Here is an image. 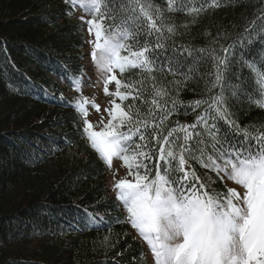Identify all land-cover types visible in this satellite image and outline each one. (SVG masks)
I'll list each match as a JSON object with an SVG mask.
<instances>
[{"label": "snow or ice", "instance_id": "1", "mask_svg": "<svg viewBox=\"0 0 264 264\" xmlns=\"http://www.w3.org/2000/svg\"><path fill=\"white\" fill-rule=\"evenodd\" d=\"M64 2L91 16L80 18L94 36L88 41L90 56L105 96L113 97L99 131L87 119L86 97L73 98L71 106L84 118L83 134L97 158L110 170L119 159L132 177L113 184L127 213L116 222H127L146 242L153 264H264V123L241 127L231 103L246 97L264 109V71L243 53L235 61L254 74L260 98L233 71L237 47L258 38L264 43V0H258L262 6L255 19L227 47L221 43L230 38L225 31L211 37L212 47L201 48L178 44L176 37L185 34L178 29H189L201 15L240 0H166V7L153 0ZM174 13L191 20L177 25L167 15ZM260 55L264 61V50ZM117 71L132 77L119 79ZM231 75L240 83L228 82ZM193 80L203 83L204 96L185 104L179 95ZM112 83L114 92L109 91ZM70 86L82 93L83 77H72ZM128 100L132 103L125 105ZM202 106L191 124L169 123L181 109L187 115L189 108L195 112ZM91 107L101 111L94 102ZM223 181L237 187L217 189ZM104 244L110 246V235Z\"/></svg>", "mask_w": 264, "mask_h": 264}, {"label": "trees", "instance_id": "2", "mask_svg": "<svg viewBox=\"0 0 264 264\" xmlns=\"http://www.w3.org/2000/svg\"><path fill=\"white\" fill-rule=\"evenodd\" d=\"M153 2L166 7V0ZM261 6L258 0H240L235 6L205 13L189 29L179 28L185 34L176 42L212 47L211 37L226 31L230 38L221 43L227 47ZM84 15L64 0H0V264L144 262L140 259L144 241L127 222H116L126 215L108 194L107 167L90 148L81 116L71 106L75 90L70 80L85 72L82 53L87 48V31L80 19ZM167 15L177 25L191 20L183 13ZM261 50L264 43L258 38L246 48L237 47L233 58V71L246 79L248 91L256 98L260 97L254 74L235 61L243 53L264 71ZM117 77L129 79L132 73ZM228 82L239 84L240 80L231 75ZM203 96V83L193 80L183 87L179 100L188 104ZM231 103L241 127L264 123V109L246 97ZM203 107L195 112L189 108L187 115L181 109L169 123L191 124ZM97 126L103 128V124ZM220 127L225 129L223 122ZM194 167L204 175V169ZM226 185L223 181L216 187L226 190ZM109 235L106 247L104 238Z\"/></svg>", "mask_w": 264, "mask_h": 264}, {"label": "rangeland", "instance_id": "3", "mask_svg": "<svg viewBox=\"0 0 264 264\" xmlns=\"http://www.w3.org/2000/svg\"><path fill=\"white\" fill-rule=\"evenodd\" d=\"M84 20H87L86 16L84 15ZM88 25L86 24V31H87V48L82 53L83 58V66L85 72L83 73L82 77L84 80V86L82 89V93L74 92L75 97H86L89 100V105L86 107L88 108V116L87 119L94 125V130L99 131L100 126H97V124H101V117H103V123L108 120V115L106 112H104V109L110 108V101L113 99L112 96H105L103 92V81H101L98 77V73L96 72V69L94 67V64L92 62L90 53L92 51V45L88 43L89 40L94 39V36H90L88 33ZM119 72L117 71L115 74L117 75ZM89 77L91 78L89 80ZM92 85V86H89ZM109 91L114 92L115 91V84L112 83L109 85ZM94 102L95 104L99 105L100 107V112L97 113L92 107L91 103ZM118 102V101H117ZM81 116V115H80ZM81 119L84 124V118L81 116ZM108 171V176L106 179V190L108 194L116 197V192L113 190V184L116 180L122 179V178H127L129 180L132 179V177L127 176V171L124 170V167L122 166V162L119 159H114L112 168L111 170L107 167ZM227 183V187L232 188V187H237L234 185L231 181H225ZM119 205L122 206L124 210V214L127 216L126 210L124 209L123 205L119 202ZM133 233L136 235L137 238H140L136 231L133 229ZM141 239V238H140ZM142 240V239H141ZM144 262L143 264H153V258L151 256V253L148 249V245L144 241Z\"/></svg>", "mask_w": 264, "mask_h": 264}]
</instances>
